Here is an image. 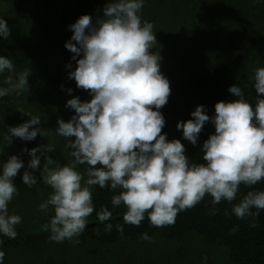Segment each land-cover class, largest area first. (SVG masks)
Wrapping results in <instances>:
<instances>
[{"label":"trees","instance_id":"trees-1","mask_svg":"<svg viewBox=\"0 0 264 264\" xmlns=\"http://www.w3.org/2000/svg\"><path fill=\"white\" fill-rule=\"evenodd\" d=\"M108 2L0 0V17L10 29L7 39L0 37V55L14 65L13 72L0 75V87H9L4 83L8 76L18 80L28 73L22 91L0 98V162L11 155L24 162L13 179L18 192L8 205L9 214L22 219L15 226L14 239L0 235L3 264H264V210L255 217V227L250 226L253 218L238 219L231 211L248 191L264 190V180L251 187L241 184L231 203L222 200L214 205L206 195L164 227L152 226L147 213L139 226L126 224L124 206L111 205L119 190L92 186L94 212L87 224L93 225L63 242L53 241L50 230H45L53 212L51 208L40 211L39 205L52 190L40 179L39 169L28 168L31 157L26 149L52 145L54 151L48 156L62 165L72 161L69 141L55 132L57 121L75 115L66 106L68 99L86 102L91 96L68 75L75 67L74 54L65 47L72 35L69 25L83 14L93 22L103 18ZM140 16L154 26L157 44L152 51L161 56L160 72L170 86L168 102L160 109L165 119L162 132L169 140H181L191 163H204L200 145L214 132L211 119L203 125L196 145L184 140L176 123L191 119L197 105H203L210 118L214 116L216 102L237 99L228 92L233 84L255 105L254 69L264 66V0H144ZM25 113L40 116V124L33 126L40 128V134L30 141L12 137L6 144L8 128L30 119ZM37 155L43 165V150ZM86 167L77 165L85 179ZM25 170L37 177L35 185L23 184ZM102 206L112 212L103 223L96 218ZM108 223L111 231L105 230ZM117 225L123 227L122 233ZM144 234L150 239H142Z\"/></svg>","mask_w":264,"mask_h":264},{"label":"clouds","instance_id":"clouds-1","mask_svg":"<svg viewBox=\"0 0 264 264\" xmlns=\"http://www.w3.org/2000/svg\"><path fill=\"white\" fill-rule=\"evenodd\" d=\"M143 7L144 0H109L103 18L93 22L83 14L69 25L72 35L65 47L74 54L75 67L68 75L91 96L86 102L68 99L66 106L75 115L57 121L55 132L69 141L73 159L60 164L47 155L54 151L48 144L26 149L31 157L28 168L39 169L40 179L52 190L39 210L51 208L53 215L44 227L55 242L74 240L87 226L94 212L92 186L119 190L111 197V205L124 206L126 224L139 226L147 213L152 226L164 227L206 195L214 205L222 200L231 203L241 184L251 187L264 180V66L254 69L258 96L254 106L233 84L228 92L237 99L216 102L211 118L203 105H197L191 119L177 121L176 128L192 145L197 144L206 122L211 119L214 125V132L200 145L204 163H191L181 140H169L162 132L165 119L160 109L168 102L170 86L160 72L161 56L152 51L157 44L154 26L141 20ZM9 32L0 17V37L7 39ZM13 70L12 61L0 55V75ZM27 75L21 74L18 80L8 76L4 83L9 87H0V98L22 91ZM25 114L30 119L8 128L6 144L12 137L30 141L40 134V128L33 127L40 124V116ZM41 149L43 165L37 155ZM77 165H87L86 179ZM23 167L16 155L0 162V235L10 239L16 237L15 226L22 219L9 214L8 205L18 192L13 179ZM21 179L29 187L37 183L31 171L25 170ZM260 210H264V190L248 191L231 209L238 219L253 218L252 227ZM96 218L103 223L112 218V212L102 206ZM116 227L123 232L122 226ZM105 230L111 231L112 224H105ZM142 239L150 237L144 234ZM4 256L0 250V264Z\"/></svg>","mask_w":264,"mask_h":264},{"label":"water","instance_id":"water-1","mask_svg":"<svg viewBox=\"0 0 264 264\" xmlns=\"http://www.w3.org/2000/svg\"><path fill=\"white\" fill-rule=\"evenodd\" d=\"M94 223H89V224H87V226H91V225H93Z\"/></svg>","mask_w":264,"mask_h":264}]
</instances>
